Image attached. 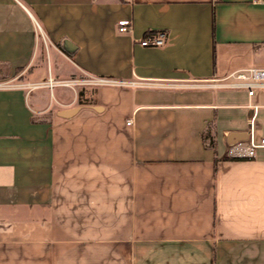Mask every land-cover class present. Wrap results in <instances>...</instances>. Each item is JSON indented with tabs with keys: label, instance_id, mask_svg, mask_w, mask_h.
Segmentation results:
<instances>
[{
	"label": "crops",
	"instance_id": "1",
	"mask_svg": "<svg viewBox=\"0 0 264 264\" xmlns=\"http://www.w3.org/2000/svg\"><path fill=\"white\" fill-rule=\"evenodd\" d=\"M253 5L0 0V264H264V148L227 154L264 91L214 85L264 67Z\"/></svg>",
	"mask_w": 264,
	"mask_h": 264
},
{
	"label": "built area",
	"instance_id": "2",
	"mask_svg": "<svg viewBox=\"0 0 264 264\" xmlns=\"http://www.w3.org/2000/svg\"><path fill=\"white\" fill-rule=\"evenodd\" d=\"M256 4H264V0H251ZM131 26L130 20H121L119 22L120 31H127ZM38 27L41 29L40 25ZM166 31H148L140 40L144 46H159L166 42ZM67 85L76 84H121L126 83L122 80H117L105 76H90L87 78H72L63 81ZM129 83V82H127ZM137 83V82H130ZM20 83L0 82V87L20 86ZM50 85L53 82L50 80ZM215 86L226 87L230 89L246 90L249 96L256 95L259 91H264V67L263 66H247L237 69L227 76L217 78ZM249 107L253 110V115L250 120V130L247 139L235 140L228 144L227 154L233 159H250L258 155V150L264 148V134L257 136L255 134V119L260 107V104L250 103ZM131 120L128 121L130 123Z\"/></svg>",
	"mask_w": 264,
	"mask_h": 264
},
{
	"label": "water",
	"instance_id": "3",
	"mask_svg": "<svg viewBox=\"0 0 264 264\" xmlns=\"http://www.w3.org/2000/svg\"><path fill=\"white\" fill-rule=\"evenodd\" d=\"M76 110H78V107H72L70 109H65L62 112L63 116H70L72 115L74 112H76ZM248 133L246 131L244 132H231L229 135V142H234L235 140H241V139H245L247 138Z\"/></svg>",
	"mask_w": 264,
	"mask_h": 264
},
{
	"label": "rangeland",
	"instance_id": "4",
	"mask_svg": "<svg viewBox=\"0 0 264 264\" xmlns=\"http://www.w3.org/2000/svg\"><path fill=\"white\" fill-rule=\"evenodd\" d=\"M248 10L252 11L253 14H255V15H261V16H263V24H264V6L263 5H261V4H259V5H253L252 7H249ZM253 18H254V16H253ZM260 102H264V98L261 99Z\"/></svg>",
	"mask_w": 264,
	"mask_h": 264
}]
</instances>
